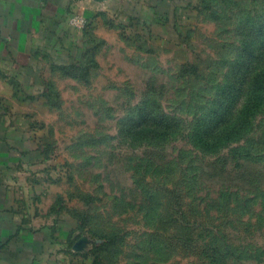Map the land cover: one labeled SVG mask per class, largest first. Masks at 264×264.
<instances>
[{
    "label": "rangeland",
    "instance_id": "rangeland-1",
    "mask_svg": "<svg viewBox=\"0 0 264 264\" xmlns=\"http://www.w3.org/2000/svg\"><path fill=\"white\" fill-rule=\"evenodd\" d=\"M110 7L0 92L57 262L264 264V0Z\"/></svg>",
    "mask_w": 264,
    "mask_h": 264
},
{
    "label": "crops",
    "instance_id": "crops-1",
    "mask_svg": "<svg viewBox=\"0 0 264 264\" xmlns=\"http://www.w3.org/2000/svg\"><path fill=\"white\" fill-rule=\"evenodd\" d=\"M112 1L0 0V92L9 89L8 77L12 80L18 69L30 75L32 60L49 54L60 59L56 51L61 53L62 45L70 46L77 38L69 25L72 17L89 22L103 18ZM4 123L8 119L1 117L0 124ZM40 158L15 133L0 127V264H60L61 230L48 220L55 198L47 207L48 195L42 193L49 187L34 177L44 163Z\"/></svg>",
    "mask_w": 264,
    "mask_h": 264
},
{
    "label": "trees",
    "instance_id": "trees-1",
    "mask_svg": "<svg viewBox=\"0 0 264 264\" xmlns=\"http://www.w3.org/2000/svg\"><path fill=\"white\" fill-rule=\"evenodd\" d=\"M213 129V128H212ZM207 134H201V133H197L196 136H198V139L205 137ZM211 136V135H210ZM224 137V136H223ZM203 144H205V141H202Z\"/></svg>",
    "mask_w": 264,
    "mask_h": 264
},
{
    "label": "built area",
    "instance_id": "built-area-1",
    "mask_svg": "<svg viewBox=\"0 0 264 264\" xmlns=\"http://www.w3.org/2000/svg\"><path fill=\"white\" fill-rule=\"evenodd\" d=\"M80 19H78V18H73L72 20H71V23H73V24H78L80 21H79Z\"/></svg>",
    "mask_w": 264,
    "mask_h": 264
}]
</instances>
